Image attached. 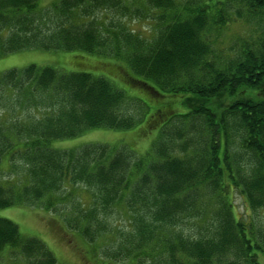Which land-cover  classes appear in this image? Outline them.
Wrapping results in <instances>:
<instances>
[{"label": "trees", "instance_id": "1", "mask_svg": "<svg viewBox=\"0 0 264 264\" xmlns=\"http://www.w3.org/2000/svg\"><path fill=\"white\" fill-rule=\"evenodd\" d=\"M43 1L0 0V57L92 54L169 102H150L149 115L141 93L91 72L0 73V209L55 213L108 264H263L264 0ZM232 23L248 33L225 44ZM143 122L137 136L152 142L141 155L130 142L53 146ZM236 194L250 214L236 216ZM0 264L59 263L0 216Z\"/></svg>", "mask_w": 264, "mask_h": 264}, {"label": "rangeland", "instance_id": "2", "mask_svg": "<svg viewBox=\"0 0 264 264\" xmlns=\"http://www.w3.org/2000/svg\"><path fill=\"white\" fill-rule=\"evenodd\" d=\"M54 0H44L45 4L50 3ZM136 23V22H135ZM149 21H140L134 26L146 31L150 28L147 27ZM146 29V30H145ZM248 33V28L245 24L232 23L229 27H226L222 33L221 39L225 44L229 43L232 39L245 36ZM100 61H107L98 56L89 55L81 52H46L41 50H30L11 53L6 56L0 57V73L7 70L18 68L22 69L31 64L38 66H52L61 71L66 72H91L95 75H103L114 81L119 87L124 89L129 96H134V92L141 93L140 96L144 100L149 110V115L153 113V108L150 104L152 102L155 107H159L163 102H169L164 97L154 96L140 88L130 87L123 80H116L109 76L104 69L106 67ZM98 62L96 65L97 70L92 69V64ZM121 73V72H119ZM138 96V95H137ZM147 98V99H145ZM177 109L184 111V107L177 106ZM163 122L169 119L166 113H163ZM143 122L138 127H135L126 131H117L106 128H96L87 131L81 136L69 139H63L55 141L53 146L62 149L79 148L89 143H105L111 146L117 144H134L131 147L134 151L141 155V152H145L151 146L152 138L147 137L144 134V138H139L137 132L138 128L144 126ZM136 141V142H135ZM6 169V165H4ZM235 201V214L241 216L243 213H249L250 210L247 207L245 199L236 194L234 197ZM0 216L8 218L19 225L20 231L26 236L37 237L43 240L47 246L53 251L58 259L59 264H108L103 261L102 253H95V248L88 244L83 237L74 231H71L63 225L62 218L57 216L55 213L47 212L40 208L34 207H9L0 209ZM120 224H125L126 221L123 219L119 221ZM99 247V245H98ZM100 254V255H99ZM264 264V259L262 258ZM117 264H127L125 261L116 262Z\"/></svg>", "mask_w": 264, "mask_h": 264}]
</instances>
